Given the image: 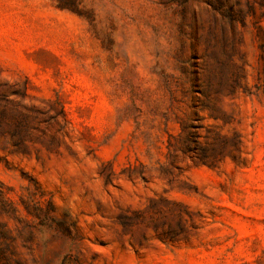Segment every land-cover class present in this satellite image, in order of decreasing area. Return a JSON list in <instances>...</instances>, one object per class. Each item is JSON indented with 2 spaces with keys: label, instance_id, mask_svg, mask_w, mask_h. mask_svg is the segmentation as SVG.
<instances>
[{
  "label": "rangeland",
  "instance_id": "obj_1",
  "mask_svg": "<svg viewBox=\"0 0 264 264\" xmlns=\"http://www.w3.org/2000/svg\"><path fill=\"white\" fill-rule=\"evenodd\" d=\"M0 183L15 264H264V0H0Z\"/></svg>",
  "mask_w": 264,
  "mask_h": 264
},
{
  "label": "trees",
  "instance_id": "obj_2",
  "mask_svg": "<svg viewBox=\"0 0 264 264\" xmlns=\"http://www.w3.org/2000/svg\"><path fill=\"white\" fill-rule=\"evenodd\" d=\"M199 125L195 123H181V134L178 137H172L168 140V150L170 158V166L163 167L161 172L164 177H169V181L173 182L177 179L181 172L182 167L177 163L180 154L187 155L190 152H194L191 159L195 164H208L210 162V149L213 148L212 142H210V133L203 135L198 131ZM209 132V131H208ZM234 139L230 143L229 152L231 156L236 159V152L240 151L242 145L241 136L238 133H234ZM201 138L204 139L202 143ZM217 138L228 141L226 136H217ZM178 170L177 173H175ZM33 188L31 185L27 188V196L23 204L27 212L35 219H51V212H53V203L45 198L38 181L32 178ZM27 202V203H26ZM4 216L13 218H20V209L15 201L9 198L4 190L3 184L0 183V264H15L17 260L14 258V251L11 247V241L14 239L12 235V229L9 228L7 222L3 220ZM43 225L42 223H40ZM20 228H16L18 231ZM19 235V232L17 233Z\"/></svg>",
  "mask_w": 264,
  "mask_h": 264
}]
</instances>
